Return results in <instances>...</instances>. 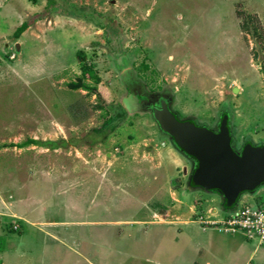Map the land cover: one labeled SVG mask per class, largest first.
<instances>
[{
	"label": "rangeland",
	"instance_id": "1",
	"mask_svg": "<svg viewBox=\"0 0 264 264\" xmlns=\"http://www.w3.org/2000/svg\"><path fill=\"white\" fill-rule=\"evenodd\" d=\"M22 22L27 28L14 37ZM83 64L99 81L70 89ZM160 98L179 119L213 130L227 113L237 152L245 142L264 144V0H0V264H90L95 249L115 261L156 253L165 264L177 252L173 263L189 264L193 256L171 228L226 235L212 215L223 212V198L188 189L195 160L152 117ZM28 138L48 143L17 146ZM96 189L113 195L102 202L108 209L98 195L82 215L107 223L66 227L82 232L74 239L82 256L48 248L40 227L16 219L22 196L31 197L29 208L36 198L32 217L51 202L44 216L56 220L69 218L58 203L66 208L75 193L87 198ZM257 192L234 208L264 209V188ZM133 218L143 229L122 224Z\"/></svg>",
	"mask_w": 264,
	"mask_h": 264
},
{
	"label": "crops",
	"instance_id": "2",
	"mask_svg": "<svg viewBox=\"0 0 264 264\" xmlns=\"http://www.w3.org/2000/svg\"><path fill=\"white\" fill-rule=\"evenodd\" d=\"M47 178H48V185H46L45 189H48V196L51 197V195H52L54 198V196L57 195V193H58V186H56L55 182L53 183V180H51L52 175H50V172H47ZM49 182H51L50 186H53V189H52V187L48 188ZM259 187L264 188V185H260ZM258 188H256L252 193L259 195V193L257 192ZM188 189H190V191L191 190H194V191L195 190H197V191L201 190V191H205L206 193L212 192V191L204 190L202 188L194 187L190 184H189ZM99 191H100V189L99 190L96 189V191H95L96 193L94 196H92V197L88 196L87 198L84 197L85 199L83 198L82 195H80L81 193H75V196L72 197L73 199L70 200L71 202L68 204L69 206H66V208L60 207L61 205L63 206L65 204V200H63V202L58 203L56 205V208L61 210L62 216H67L69 218L63 217L62 219L57 218L56 220H55V216L52 217L54 219H49V218L46 219V217L44 216V211L46 210L47 207L50 206L49 204L51 202L46 206H43V205L41 206V209H40L41 216L39 215V217L38 216L32 217L29 215V211H30V209H35V210L37 209L34 206L35 203L37 202L36 198L33 199V202H32L33 207L29 208L31 206V204L29 202V201H31V199H30L31 197L29 196L30 198L29 197L26 198V196H24V198H23V196H22L23 203L19 202L20 204H19V207H17V209L19 210V208H21V206H22L21 204H23L24 208L22 210L20 209L19 211L22 212L24 215L18 214L19 212L17 213V211H18L17 210V211H15V213H17L16 219H20L19 220L20 222L24 221L25 224H28L29 226L36 227L38 229L40 227L41 230L39 229V231L43 234V236L45 237V240L48 239V242L46 244V246L48 248L54 249L56 247V245L58 244L61 246V248H65V249L71 251L73 254L72 257L82 256L78 252V250L76 249V245H78V244L76 242H74L75 234H77V233L81 234L82 232L81 231L67 232L66 227H70V226L75 227V226H81V225H97V224L101 225V224L107 223L106 220H97V218H95V220H93V218L92 219L87 218L86 217L87 211L85 213V217L82 215V210H86L94 202L93 198L95 199V201L97 200L98 195H99ZM110 192H112V191H110ZM35 193H36L35 196L36 195L42 196V192L40 190H37ZM245 193H250V192H245ZM30 194L32 197H34L33 192ZM110 194L111 193L105 192L103 197H101L99 195V197L101 199L97 200L96 202L100 203L101 208L104 207V208L108 209V206L107 205L104 206L102 202H104L105 200L107 201L108 199H106V198ZM242 194H244V193H242ZM112 198H113V195H112ZM86 200H87V202L84 203V201H86ZM153 202H157V201L153 200ZM42 204H44V202ZM237 204H238V201L233 206H231L232 208L231 207L227 208L222 203L223 212L220 213L221 215L217 214V210L213 208L214 213L212 215H215V216L218 215L217 216L218 218H215L214 221L220 220L219 218L221 216L223 217L228 212L234 210L235 209L234 206H236ZM63 211H65V213H63ZM36 212H38V209L36 210ZM1 217L4 218L3 216H1ZM202 221L207 223V221H205V220H202ZM109 222H112V221H109ZM193 222H196V221H193ZM141 223H144V220H141L138 218H133L130 221H128V220L124 221L122 224L123 225L128 224V226L126 228H129V225H132V226L140 225V226H138V228L143 229L144 224H141ZM198 223H200V222L198 221ZM162 225H164V227H166V228H164L165 232L169 231L170 227H172L169 225L165 226V224H162ZM186 225H188V224H186ZM154 227H155L154 230H157V228H159L157 224H154ZM175 228L174 229L171 228L170 232H174L175 230H177V231L179 230L178 232L180 234H177V235H178V237H180V241L183 240L186 250L190 251L191 255L193 256L191 259L188 260L189 264H264V242L260 243L258 240H256V238L253 239V238H246L245 237L246 239H244L242 237L243 236L242 234H240L238 236L235 234V236H233L232 238H227L228 237V236H226L227 234L226 235L224 234L225 236H219L217 234H214L213 232H204V231H207L210 229L208 227H203L200 225L198 226V228L200 230L197 231V234H195L196 235L195 237H192V235L191 234L189 235L188 232L182 231L181 227H180V229L179 228L175 229ZM58 229H59V231H58ZM161 229H162V227H161ZM143 231L146 232V230H143ZM80 236H83L84 240H85V238H87L86 235H80ZM175 238L176 237H174V239ZM83 239H82V241H83ZM229 242H232V247L230 248V251L228 253H226L224 250V247L227 248V244ZM213 245L216 246L217 250H215L216 248L215 249L213 248ZM223 245H224V247H223ZM66 247H69V248H66ZM71 247H73V248H71ZM95 248H96V246H95ZM247 248H249L248 254H246ZM102 251H104L103 248H102ZM100 252H101V250H100ZM100 252H98L95 249L94 251H92V253L87 255L88 258L89 257L93 258V263L91 262L92 261L91 260V261H89L90 264H97L96 260H98V259L100 260L99 264H119V262L121 264H130V263L135 262V261H136V264H142L143 261L149 262L151 264H165L164 261H161L158 258L156 253L149 255L148 258L143 259L139 253H138L139 255H135L133 252H129V253L122 254L121 261H115V259H112L111 257L107 258V256L105 254L101 255ZM176 254H177V252L174 254L173 259H169L168 264H174L173 260H174L175 256L178 255V254L177 255ZM126 256H127V258H125ZM152 257H154V258L151 259ZM159 257H161V256H159ZM94 260H95V262H94Z\"/></svg>",
	"mask_w": 264,
	"mask_h": 264
},
{
	"label": "water",
	"instance_id": "3",
	"mask_svg": "<svg viewBox=\"0 0 264 264\" xmlns=\"http://www.w3.org/2000/svg\"><path fill=\"white\" fill-rule=\"evenodd\" d=\"M151 112L159 129L195 160L190 185L218 192L227 208L242 193L264 185V144L245 142L237 152L232 147L227 113L221 115L217 130H213L190 119H179L164 98L152 105Z\"/></svg>",
	"mask_w": 264,
	"mask_h": 264
},
{
	"label": "built area",
	"instance_id": "4",
	"mask_svg": "<svg viewBox=\"0 0 264 264\" xmlns=\"http://www.w3.org/2000/svg\"><path fill=\"white\" fill-rule=\"evenodd\" d=\"M215 223V228L223 234H242L246 238H256L264 242V209L241 205L228 212L221 220Z\"/></svg>",
	"mask_w": 264,
	"mask_h": 264
},
{
	"label": "trees",
	"instance_id": "5",
	"mask_svg": "<svg viewBox=\"0 0 264 264\" xmlns=\"http://www.w3.org/2000/svg\"><path fill=\"white\" fill-rule=\"evenodd\" d=\"M26 28H27V23L26 22L20 23L19 26H17L15 28V30L13 31V36L14 37H18ZM252 34H254L255 37L259 36V32L256 31V29H254L252 31ZM77 54H78V52H77ZM82 57L78 56V59L81 61V60H83ZM82 66L83 67L81 69V73H80L79 76H77L76 81L68 83V87L70 89H77V88H83V89H87V90L92 89L91 87L87 86V84H85V82H84V80L87 79V78H93L94 82L99 81L98 76H96L95 73H91L89 71V65L88 64H83ZM27 143H35V144L42 143V144H46L48 142H39L38 140H33V139L28 138L25 141H23L21 143H18L17 146H22V145L27 144Z\"/></svg>",
	"mask_w": 264,
	"mask_h": 264
},
{
	"label": "flooded vegetation",
	"instance_id": "6",
	"mask_svg": "<svg viewBox=\"0 0 264 264\" xmlns=\"http://www.w3.org/2000/svg\"><path fill=\"white\" fill-rule=\"evenodd\" d=\"M158 101H159V100H158ZM158 101H157V103H152V104H151V107H152L153 104H156V105H157V104H158Z\"/></svg>",
	"mask_w": 264,
	"mask_h": 264
}]
</instances>
